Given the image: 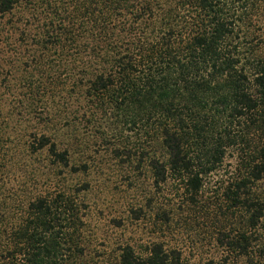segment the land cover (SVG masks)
<instances>
[{"label":"trees","instance_id":"1","mask_svg":"<svg viewBox=\"0 0 264 264\" xmlns=\"http://www.w3.org/2000/svg\"><path fill=\"white\" fill-rule=\"evenodd\" d=\"M50 96L61 100L51 115L66 132L84 121L100 137L113 126L157 146L162 156L140 153L154 183L172 180L192 201L226 148H240L242 176L225 195L258 232L264 199L252 186H264V0H0V264L85 263L78 191L57 187L25 201L1 193L19 130L23 152L44 153L53 169L87 171L72 164L74 143L48 132ZM253 232H240L232 248L249 257ZM258 245L251 258L262 264ZM179 259L161 244L141 254L124 246L114 264Z\"/></svg>","mask_w":264,"mask_h":264},{"label":"rangeland","instance_id":"2","mask_svg":"<svg viewBox=\"0 0 264 264\" xmlns=\"http://www.w3.org/2000/svg\"><path fill=\"white\" fill-rule=\"evenodd\" d=\"M58 101L56 97L53 102L51 96L44 101L45 111L49 110L48 115L44 113L50 121L48 132L60 144L74 143L72 164L85 163L87 171L73 174L68 168L53 169L44 153L30 156L23 152L19 146L26 142L22 137L26 132L19 130L18 138L14 134L10 140L9 158L14 164L3 174L1 193L4 197L14 194V200L21 201L57 187L78 191L76 197L83 205L84 264H114L122 247L130 246L141 254L153 244L179 255L180 264L260 263L261 258L253 260L251 255L258 257V244L264 243V216L258 232H253L246 225L247 214L232 208L225 195L242 176L240 148H226L221 163L203 177V187L192 201L172 180L154 183L148 159L140 153L146 147L148 154L154 150L162 156L157 146L148 147L113 126L102 128L100 137L97 128L84 121L66 132L64 124L51 115L58 113ZM34 124L25 125L27 131H34ZM252 191L264 199L262 184L256 183ZM240 232H253L257 238L248 249L249 257L231 246Z\"/></svg>","mask_w":264,"mask_h":264}]
</instances>
